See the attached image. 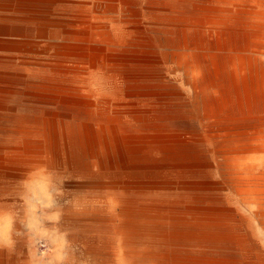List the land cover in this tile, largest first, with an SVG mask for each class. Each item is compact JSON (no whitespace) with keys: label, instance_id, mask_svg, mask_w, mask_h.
<instances>
[{"label":"bare ground","instance_id":"6f19581e","mask_svg":"<svg viewBox=\"0 0 264 264\" xmlns=\"http://www.w3.org/2000/svg\"><path fill=\"white\" fill-rule=\"evenodd\" d=\"M90 5V16L75 19L81 27L80 37H59L55 29L41 31L62 41L49 60L33 62L46 76L32 90L19 91L25 105L8 108L0 100V125L27 133L5 139L7 147L0 136V170H7L10 179L24 181L37 169L77 166L95 184L93 192L107 196L104 204L108 209L88 214L110 225L119 264L138 260L143 264H264L256 248L248 251L251 241L237 209L228 206L217 184L209 180L211 163L202 144L194 143L193 135L174 121V114L168 115L175 110L173 106L187 100L181 90L135 77L134 83L110 92V97L96 94L101 97L97 99L93 87L91 91H83L84 85L64 91L54 87L53 81L67 77L70 70L75 80L95 68L124 69L152 60L138 49H113L121 45L94 17L124 12L140 23L143 14H149L153 25L164 27V33L173 37L178 67L185 68L193 81L200 80L205 93L196 92L195 114L217 128L200 136L223 139L217 150L234 161L236 193L254 198L255 216L264 227V171L260 164L264 157V0H93ZM22 7L33 6L0 0V20L9 17L8 13L19 21L45 25L56 19L55 15L49 20L16 14ZM21 32L0 24L1 36ZM6 45L0 40V50ZM74 58L83 62L71 64ZM2 92L13 93L0 91V95ZM123 115L131 116L135 124L121 123ZM17 167H23V174L10 172Z\"/></svg>","mask_w":264,"mask_h":264},{"label":"rangeland","instance_id":"374dc122","mask_svg":"<svg viewBox=\"0 0 264 264\" xmlns=\"http://www.w3.org/2000/svg\"><path fill=\"white\" fill-rule=\"evenodd\" d=\"M135 1L142 3L146 0ZM92 2L93 0H18L19 4L33 6L29 8H18L16 14L20 16H39L46 17L50 20V18H53L55 15V21L51 20L47 25L40 21H19L10 17L9 13V17L5 19L2 16L0 24L14 26L22 30L19 34L0 35V40L3 39L5 43H7L6 47L0 50V91H13L11 95L2 92L0 100L8 104V108L24 106L25 103L22 102L19 91L32 90L31 87L33 85L44 82L42 78H44L46 74L40 71L36 65H33V62L49 60L56 50V44L62 41L60 39H52L49 35H44L41 31L45 28L55 29L59 31V37H65L67 35L80 37L77 33H80L81 27L77 25L75 19H77L78 16H90V4ZM37 7L46 8L41 9ZM56 9H62L63 11H56ZM126 15H128V13L124 12L99 13L94 17L105 26V30H107V32L109 31L116 43L121 45L120 47L116 44V46H113V49L115 48L117 51L128 49H130L129 51H134V49H138V51L142 52V54L145 53L146 56L150 57L152 60L143 63H132L129 67L124 69L115 68L112 70H104L103 68H95V70L92 69L83 75L81 74L80 79L75 80H73L72 70H70L71 73L69 72L67 77L54 78V87L57 85V88L64 91L77 90L79 89L78 86L83 85V91H91L93 87L92 92L95 98L98 99L101 97H110L113 91H120L126 83L132 84L134 83L133 79L138 77L151 85H174L179 91L181 90L187 102L185 101L184 104L173 106L175 110H172V113L168 115L174 114V121L193 135L194 143L196 142L199 145L202 144L203 153H205L204 155L208 157L211 163L210 167L207 169L209 180L217 184L218 189H220L218 193L224 196L223 198H226L228 206L235 210L237 209L238 215L241 216L242 227L247 238L251 241L248 251H251L252 247H254L257 249L262 259H264V227L259 225L255 216L254 209L257 206L253 200L254 198L240 196L236 193V184L232 167L234 161L228 159L226 155L217 150V143L223 141V139L215 136H200L201 133H204L206 130L217 129L216 125L211 124L201 117L199 118V116L195 114V105H193L192 102L195 99L196 92L199 94L205 93V91L202 90V85H200V80L193 81L187 75L185 68L182 66L178 67L177 61L174 60L176 47L173 37L164 33V27L153 25L151 16L147 13L143 14L144 16H142L140 23H135L133 19ZM128 23H130V25ZM138 39L140 40L138 41ZM147 43L148 45H146ZM125 44H128V47L125 46ZM142 44L143 46L145 44L143 48L141 47ZM157 45L160 47L158 46V48ZM36 47H38V49L40 48L39 51H37ZM82 62L83 60L77 58L71 59L70 61L71 64ZM144 69L146 70L144 71ZM140 73L147 76L142 77ZM148 78H150V80ZM187 79L190 84L187 83ZM83 81H85V84L82 83ZM200 90H202V92ZM96 94H99L98 96L101 97H98ZM168 115L166 114L165 116L168 117ZM128 116L123 115L118 118L121 120V123L127 126L134 125L135 123L132 121V117ZM207 126L209 128H207ZM0 129V136L3 135L2 145L5 147L9 145L5 144V139L9 137L12 139L14 138L13 136L27 134L24 131H17V129L2 125H0ZM261 159V170L264 171V157L262 156ZM16 169L17 170H12L10 172L18 176L23 174V167H17ZM7 173H9L7 170H0V175L3 174L0 176V264H18V261L20 262L19 264H119V257H117L119 254H117V250L114 248L115 244H113L114 240L111 238L113 236L111 235L112 231L110 225L107 221L104 222L93 217L90 218V214H88V212L95 211V209H97L96 211L108 209L104 201L107 196L104 193L93 192L95 184H93L91 179L84 176L83 172H81L77 166L70 168L59 166L37 169L29 173L27 180L24 181L20 180L18 177L10 179ZM83 193H85V195ZM83 204L85 206H83ZM88 206H90V208H88ZM99 206L100 209H98ZM84 212H86V215H83ZM93 222L97 223L94 224ZM93 225H95L97 229L94 228L95 226ZM89 238H91V240ZM94 240L98 243L96 242L97 244H95ZM44 244H46L47 247H44ZM98 245L100 247L102 246V248ZM104 246L105 248H103ZM125 249L128 254L130 252L129 248L126 246ZM47 251L52 253L49 254ZM96 251L98 253H96ZM2 252L4 254L3 257ZM129 262L130 264H143L142 260H138V262Z\"/></svg>","mask_w":264,"mask_h":264}]
</instances>
